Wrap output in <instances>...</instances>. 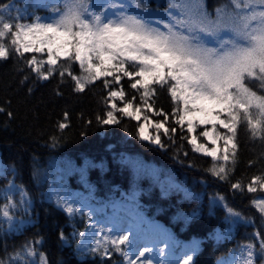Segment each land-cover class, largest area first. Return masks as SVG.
<instances>
[{
    "label": "snow or ice",
    "instance_id": "obj_1",
    "mask_svg": "<svg viewBox=\"0 0 264 264\" xmlns=\"http://www.w3.org/2000/svg\"><path fill=\"white\" fill-rule=\"evenodd\" d=\"M27 7L25 13L17 8L15 16L8 5L0 8V61L10 57L23 61L37 80L47 81L57 74L61 81L69 77L77 93L99 81L106 91L105 110L96 116L99 125H119L127 117L138 122L135 134L140 140L159 148H165L162 135L175 143L179 127L181 133L189 134L181 139L187 140L193 152L212 158L207 171L226 181L237 164L241 128L251 140L264 142V0H227L212 13L204 0H170L164 14L167 20L151 6V0H58L46 17L26 14ZM26 54H31L30 58ZM74 66H78V74ZM125 84L132 92L130 97ZM161 91L170 97V113L155 106ZM148 113L159 119H151ZM67 116L65 112V120ZM58 127L63 130L68 125L59 123ZM197 129H202L198 135ZM201 137L205 143L200 142ZM0 172L7 176V169ZM16 187L13 175L7 191ZM231 187L264 192V175L254 176L246 186L237 181ZM26 195L21 190L18 204L5 193L0 230L5 223L6 231L18 226L15 210L20 205L25 206L27 215L30 202ZM56 203L70 216L82 214V208L67 197L57 196ZM252 203L264 217V197L254 198ZM225 207L233 223L249 222ZM79 235L83 238L85 234ZM254 238L259 243L242 245L240 257L230 264H264V236L257 232ZM60 239H66L63 232ZM40 243L25 244L7 260L0 259V264H35L37 256L39 264H48L46 255L34 246ZM128 244L129 236L120 234L77 247L86 249L82 255L110 258V252H117L127 264H153L151 259L140 261L151 248L145 247L132 259L122 247ZM192 261L193 255H187L183 264Z\"/></svg>",
    "mask_w": 264,
    "mask_h": 264
},
{
    "label": "trees",
    "instance_id": "obj_2",
    "mask_svg": "<svg viewBox=\"0 0 264 264\" xmlns=\"http://www.w3.org/2000/svg\"><path fill=\"white\" fill-rule=\"evenodd\" d=\"M12 1L17 0H0V8ZM226 2L204 0L210 13ZM169 3L151 0L154 9L167 8ZM34 12L49 13L43 7ZM73 70L79 73L78 66ZM25 75L29 79L24 80ZM104 96L99 81L77 93L69 77L61 81L57 74L47 81L37 80L23 61L15 57L0 61V108L4 109L0 112V159L7 169V176L0 172V205L6 202V192L19 204L21 190L30 202L27 215L24 205L15 210L17 227L6 231L8 225L3 224L0 259L7 260L25 244L42 241L34 246L46 255L48 264H125L117 252L102 258L77 250L88 220L57 207L50 195L60 184L90 193L101 203L131 200L147 218L161 222L174 240L199 244L193 264H217L240 254L242 245L259 243L254 234L264 236V217L252 203L259 193H249L246 187L234 190L231 183L246 186L254 176L264 175V142L251 140L241 128L235 171L230 180H219L207 171L212 159L193 152L181 139L184 133L175 134V143L163 136L165 148H159L140 140L135 134L138 122L127 117L119 125H99L96 116L105 110ZM155 106L171 112L166 91L159 92ZM59 123L68 127L61 130ZM13 175L17 187L7 191ZM225 205L249 222L233 223ZM20 220L26 223L18 224ZM217 230L224 234L221 239L215 237ZM61 232L65 240L60 239ZM33 259L39 264V256Z\"/></svg>",
    "mask_w": 264,
    "mask_h": 264
},
{
    "label": "rangeland",
    "instance_id": "obj_3",
    "mask_svg": "<svg viewBox=\"0 0 264 264\" xmlns=\"http://www.w3.org/2000/svg\"><path fill=\"white\" fill-rule=\"evenodd\" d=\"M102 2V0H101ZM58 0H17L8 4L11 16L16 15V9L19 8L22 13H25V5H28L26 14L34 13V9L43 7L49 11L47 14H38L41 17H46L50 14L51 8L57 6ZM48 5L49 7H44ZM166 8H158V12L163 16L164 20L168 17L165 14ZM9 15V12H3ZM7 17V16H6ZM26 22H30L26 21ZM129 88L125 86V91L129 94ZM119 104L120 102L117 101ZM122 106V105H121ZM148 115L153 120H158L159 117H154L151 113ZM141 123L143 120L140 121ZM171 124V121L169 122ZM150 133L154 134V129H148ZM202 129H197L196 135ZM179 127L177 132L180 133ZM184 135H189L184 132ZM163 135L161 136L162 139ZM187 142V140H185ZM148 142V141H147ZM201 143H205L204 138H200ZM188 143V142H187ZM155 145V144H153ZM190 145V144H189ZM157 146V145H155ZM191 149L192 146L190 145ZM211 158V157H210ZM212 159V158H211ZM4 165L0 159V169H3ZM262 175V174H258ZM259 195L256 198L264 197V192L257 191ZM59 197H67L70 201L74 202L75 207L82 208V214L77 213L72 216H84L88 220L87 229L84 231V237L80 238L78 244L80 245H94L97 238L110 235L115 238L120 234H127L129 236L130 244L122 247L128 252L132 259H135L139 252L143 251L145 247L151 248L150 253H146L144 257H140V261L151 259L153 264H160L163 260L165 264H183L187 255H193L194 258L199 250V244L197 242H179L174 240L166 228L158 221L149 220L142 214L131 200L126 202H114L112 204L98 202L90 193L83 192L81 190H73L64 187L62 184L56 188L51 189L50 197L55 201ZM60 208V207H59ZM62 209V208H61ZM63 210V209H62ZM69 215V214H68ZM17 220H15L16 222ZM23 223H26L25 221ZM21 223V224H23ZM20 224V222L18 223ZM111 230V231H110ZM221 230H217L215 237L221 239L223 237ZM193 249L195 252L193 253ZM78 251H86V249L80 248ZM240 254L229 257L227 259H221L217 264H230V262L238 259ZM192 261V264H193ZM125 264H127L125 260Z\"/></svg>",
    "mask_w": 264,
    "mask_h": 264
}]
</instances>
